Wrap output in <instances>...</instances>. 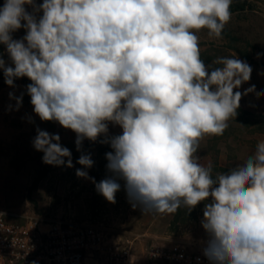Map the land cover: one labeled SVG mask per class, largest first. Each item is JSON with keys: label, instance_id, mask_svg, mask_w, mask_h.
<instances>
[{"label": "clouds", "instance_id": "clouds-1", "mask_svg": "<svg viewBox=\"0 0 264 264\" xmlns=\"http://www.w3.org/2000/svg\"><path fill=\"white\" fill-rule=\"evenodd\" d=\"M232 3L4 0L0 44L14 67L0 58V70L10 87L18 78L31 81L26 91L34 113L75 132L77 151L84 139L107 136L109 123L120 126L122 134L103 141L113 150L106 153L111 175L97 183L76 170L109 203H116L121 180L143 214L181 207L190 213L204 202L203 254L210 264H264V141L215 178L211 162L203 165L197 155L200 141L223 136L242 96L255 91V85L238 90L251 78L246 61L218 57L206 66L201 58L196 33L207 29L210 38H221ZM22 27L26 35L13 39ZM9 96L18 110L23 94ZM36 131L33 147L45 164L73 167L59 134ZM77 163L89 169L94 161L82 154Z\"/></svg>", "mask_w": 264, "mask_h": 264}, {"label": "rangeland", "instance_id": "rangeland-1", "mask_svg": "<svg viewBox=\"0 0 264 264\" xmlns=\"http://www.w3.org/2000/svg\"><path fill=\"white\" fill-rule=\"evenodd\" d=\"M42 2L43 0H35L37 5ZM3 4L4 0H0V7ZM26 8L29 12L33 11L31 6L26 5ZM231 12L232 18L225 26L221 38H210L207 29L196 33L199 37L201 58L206 66L212 65V61L218 57L236 55L252 68L250 80L242 84L238 90L243 93L255 85L254 92L242 96L238 114L228 121L229 127L223 136H206L200 141L197 153L200 157L199 163L207 165L211 162L213 178L218 173L227 172L230 168L242 164L255 153L257 144L264 141V95L256 94L264 92V55L257 56L258 53L264 54V0H233ZM40 15L42 13H37V17ZM25 35L23 27L12 33L13 39L16 40L22 39ZM3 53L9 57L6 50ZM4 61L7 66L14 67L11 59ZM217 66L219 65H213ZM0 74H3V70H0ZM14 83L16 87H10L5 83L4 76L0 78V124L17 128L32 126L36 129H46L54 126L62 129L68 138L66 146L63 147H67L72 154L71 168L52 166L41 169L33 159L27 158L23 146L0 147V175L4 176L6 171L16 175L15 187L19 190L17 198L27 203L31 216L78 222L87 219L104 221L105 226L116 232L126 235H147L149 241L162 242L164 239L201 241L207 235L201 224L204 202L198 204L190 213L186 207H181L174 214H143L139 206L132 207L122 180L118 181L121 188L116 193L117 202L130 219L119 224L111 222L108 220V214L99 207L101 204L93 207L84 219H79L75 211L78 204L92 203L100 194L92 181L87 182V179L77 177L76 170L87 171L88 175L92 173L97 183L110 176L111 173L106 168L108 163L106 153L113 150L109 143L103 141L106 140L105 137L122 134V129L109 123L107 136L101 135L95 142L84 139L81 150L77 151L76 133L65 129L56 121H41L33 111L31 98L26 91L27 86L19 82ZM10 92L14 97L23 94L22 105L18 110L16 99L10 98ZM82 154L91 156L94 161L93 167L84 169L77 163ZM39 186L42 188H38Z\"/></svg>", "mask_w": 264, "mask_h": 264}, {"label": "built area", "instance_id": "built-area-1", "mask_svg": "<svg viewBox=\"0 0 264 264\" xmlns=\"http://www.w3.org/2000/svg\"><path fill=\"white\" fill-rule=\"evenodd\" d=\"M0 213V264H210L203 254L207 235L149 241L94 219L19 217L3 207Z\"/></svg>", "mask_w": 264, "mask_h": 264}, {"label": "crops", "instance_id": "crops-1", "mask_svg": "<svg viewBox=\"0 0 264 264\" xmlns=\"http://www.w3.org/2000/svg\"><path fill=\"white\" fill-rule=\"evenodd\" d=\"M41 130H45L50 134H59L61 138V145L66 146L65 144L67 143L68 138L64 130L58 129L54 126ZM36 135V128L32 126L17 128L12 125L3 126L0 124V147H18L21 145L23 146V152L27 156V158L31 160L33 159L38 165L41 166V169L51 168L53 165L45 164L42 161L43 152L37 151L33 147V140ZM65 161H67V158H65ZM4 174V176L0 175V207L10 210L12 213L16 214L19 217L31 216V213L28 211L27 203H23L17 198V196H19V190L15 187L16 175L11 174V171H6ZM91 174L92 173H89L88 176L93 178ZM90 181V179H87V182ZM38 188L42 187L39 186ZM98 205L101 210H104L105 213L108 214V220H110L111 222L113 221L114 223L119 224L126 219H130V216L124 213V210H122V206L117 202V196L116 203L114 204L107 202V200L102 195H99L97 198H95L92 203L78 204L75 209L76 215L79 219H84L92 210V208L97 207Z\"/></svg>", "mask_w": 264, "mask_h": 264}, {"label": "trees", "instance_id": "trees-1", "mask_svg": "<svg viewBox=\"0 0 264 264\" xmlns=\"http://www.w3.org/2000/svg\"><path fill=\"white\" fill-rule=\"evenodd\" d=\"M4 50H6V46L3 45V44H0V58H2L3 60L10 59V57H7V56L4 55V53H3ZM3 76H4L3 74H0V78H3ZM14 82H19V83H22V84H24L26 86L31 83V81L27 77L18 78ZM107 138H109V137H105L104 140L107 139Z\"/></svg>", "mask_w": 264, "mask_h": 264}]
</instances>
